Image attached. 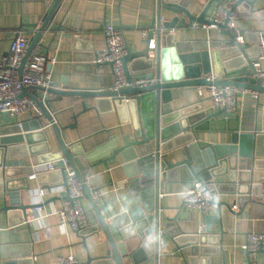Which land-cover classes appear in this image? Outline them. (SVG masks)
<instances>
[{
	"label": "water",
	"instance_id": "water-1",
	"mask_svg": "<svg viewBox=\"0 0 264 264\" xmlns=\"http://www.w3.org/2000/svg\"><path fill=\"white\" fill-rule=\"evenodd\" d=\"M61 0H52L49 9L42 20L37 32L29 39L25 56L19 72L25 63L26 56L38 43L40 36L47 31L57 30L58 24L52 22ZM154 3V14L148 26L145 38H142L143 47L138 51H131L126 46L125 56L121 59L123 72L127 82L137 79L138 75L149 83L146 86L125 87L113 91L110 87L104 90H74L68 86L67 79L61 80V88L56 89L52 82L45 90L48 96L53 94L59 97H76L81 100L84 111L86 98L94 101V109L104 110L117 115L118 123L131 125V132L120 130V137H109L104 145L84 151L81 144L74 142L65 144L61 131L73 128L58 127L53 120L49 104L54 99L41 100L39 93L44 89L39 87L22 88L19 97H28L36 102L41 115H34V129L27 128L22 122L20 128L12 123L0 129V195L3 201L0 212H4L9 224L14 217L25 222L28 213L35 207L26 203L24 193L29 191L28 175L33 172L27 165L26 159L35 157L37 163H46L63 157L70 168L75 171L77 179L82 182L84 198L90 203L86 211L89 227L80 235L84 237L103 231L108 252L105 256L88 259L83 264H124L128 250L123 242L117 243L105 216L99 206L92 200L86 184L89 171L93 167L106 164L119 157L127 170L128 183L136 187L140 205L133 210L136 222L137 236L141 246L149 247L151 256L157 258L163 247H159L164 237H167L180 251L183 264H211L210 258L219 256L224 261L221 249L223 233L230 232L231 223L235 216L248 204H258L264 207V144L263 135L253 131V128H240L238 118L215 117L226 114L224 109L207 113L200 104L187 109L171 110L169 103L177 98L179 89L191 86L226 85L245 87L253 91H264L259 81L251 78L254 73L252 60L259 57L258 38L240 44L235 31L224 25L218 26V35L221 38H211L210 30L206 40L193 43H183L175 40L173 30H180L193 23L210 24L208 11L219 0H207L200 7L198 0H151ZM252 2L241 0L233 9H240L241 3ZM172 16L171 20L160 19L161 13ZM240 15V13H239ZM36 26V25H33ZM72 36L75 49L84 44L80 35L67 33L64 38ZM154 40V49L150 48V41ZM76 45L79 47L76 48ZM85 58L74 59V62L86 63L87 66L100 68L111 63L95 65L93 49L83 54ZM214 78L207 81L208 76ZM103 110V111H104ZM43 122L53 130L58 151L52 152L51 145L45 136ZM232 132L231 144L228 146L207 144L201 145L196 139V132L201 130H224ZM252 130V131H251ZM181 148L182 159L171 163L167 154L171 150ZM57 169L51 172H39L37 180L42 184H57L64 189L63 199L67 200V187L64 175L60 170L62 163L58 162ZM135 171V172H134ZM57 176L54 183L43 182L46 175ZM216 178H226V182L217 183L226 186L235 196L231 204L219 201L212 210L201 213L203 228L194 236H185L178 229V221L187 218L186 206L181 203L173 217L165 216L159 207V182L181 180L204 183ZM237 205L239 212L232 210ZM92 217V218H91ZM30 244H20L18 247L10 245L0 246V264H29L31 261ZM189 248L187 256L182 249ZM22 250L20 254L18 250ZM246 254L244 264H264V250H258L252 258ZM256 257H258L256 259ZM224 264V262H222Z\"/></svg>",
	"mask_w": 264,
	"mask_h": 264
},
{
	"label": "crops",
	"instance_id": "crops-1",
	"mask_svg": "<svg viewBox=\"0 0 264 264\" xmlns=\"http://www.w3.org/2000/svg\"><path fill=\"white\" fill-rule=\"evenodd\" d=\"M201 9L207 0H198ZM221 3L224 0H219ZM52 0H0V56L7 53L10 40L15 30H21L27 40L37 32L45 17L49 4ZM217 3H213L208 11L210 15ZM154 3L151 0H61L52 22L58 24L57 30L44 32L38 39L39 53L55 57L52 68V82L56 89H60L61 80L67 79L68 86L74 90H104L112 86L114 78L108 66L91 68L82 62H74V59L85 58L83 54L93 49L99 51L105 45V38L101 34L102 28L112 24L123 29V37L126 46L131 51H138L143 47L141 32L148 28L154 14ZM240 9H235L238 19L235 21V29L243 35V42L256 40L260 34H264V0L241 3ZM240 13V15H239ZM163 21L171 20L166 12L161 13ZM36 25V26H33ZM218 29H210L211 38H221ZM71 33L80 35L84 44L76 45L75 49L72 36L64 38L63 35ZM175 40L183 43L199 42L206 40L208 31L188 26L185 29L173 30ZM138 75L136 78H141ZM179 95L169 103L171 110L187 109L200 104L208 114L215 112L206 90L199 91L195 86L182 87ZM41 96V93H39ZM48 99H54L49 104L51 115L58 127H67L73 124V128L61 131L65 144L77 142L84 151L88 152L105 144L111 136L120 137V130L125 133L131 132V125H119L117 115L106 112L101 104L100 109H94V101L86 98L84 111L81 100L76 97H59L49 95ZM104 110V111H103ZM238 118L240 128H253V131L263 135L264 144V107L254 103L248 95L239 96L237 110L215 117ZM34 117L24 114L20 117L21 122L30 129H34ZM17 119L6 114L0 115V129L16 123ZM48 123L43 122V127ZM45 136L51 145L52 152L58 151L53 130L50 127L43 129ZM252 131V130H251ZM196 139L201 145L214 144L228 146L231 144L232 132L228 127L224 130H201L196 132ZM167 159L173 163L182 159L181 148L171 150ZM27 165L32 169L36 164L35 157L26 159ZM135 172V171H134ZM127 170L119 157L110 160L106 164L93 167L89 171L87 185L98 189L101 199L97 203L101 213L105 216L106 223L117 243L123 242L128 250V255L123 260L124 264H183L180 251L167 237L162 239L159 247H163L157 258L151 256L149 247L141 246L137 236L136 222L134 221L135 210L140 205L136 187L129 184L126 178ZM29 191L24 193L26 203H36L33 197L38 189H44L43 211L50 214L44 219V225L48 232L36 230L33 225L20 222L19 217H14L9 224V219L4 212H0V246L10 245L18 247L20 244H30L31 261L29 264H53L58 257L74 256L79 264L86 263L88 259L105 256L109 250L106 237L98 228L97 232L81 237L75 232L62 234L58 230V216L52 214L60 208L63 194L57 184H42L35 179H29ZM43 182L54 183L57 176L46 175L41 178ZM218 183H225L226 178L213 179ZM193 185L192 182L171 180L159 182L158 194L159 207L163 209L165 216L173 217L177 208L182 203V192ZM225 185V184H223ZM219 188V201L231 204L235 199L226 186ZM3 195H0V209L2 208ZM82 206L85 211L89 210L90 203L83 198ZM187 218L178 221V229L185 236H194L203 228L202 212L197 208L187 207ZM239 212V208L235 210ZM92 218V217H91ZM231 231L223 233L221 249L224 253V261L219 256L210 258L211 264H244L246 259L243 245L249 232L264 233V207L258 204H248L243 208L240 215L235 216L231 223ZM18 250V249H17ZM22 250H18L20 254ZM182 252L185 256L189 248L184 247ZM21 255V254H20ZM258 257H256L257 259Z\"/></svg>",
	"mask_w": 264,
	"mask_h": 264
},
{
	"label": "built area",
	"instance_id": "built-area-1",
	"mask_svg": "<svg viewBox=\"0 0 264 264\" xmlns=\"http://www.w3.org/2000/svg\"><path fill=\"white\" fill-rule=\"evenodd\" d=\"M255 2L257 0H248ZM241 0H224V2L217 4L213 12L209 15L210 24L193 23L192 26L202 28L206 31L210 29H218V26L224 25L229 30L235 31L237 35L236 40L242 44L243 35L235 29V21L239 18L238 13L233 6ZM162 19V16L160 17ZM163 20V19H162ZM147 29H143L141 37L145 38ZM101 34L105 38V45L103 49L94 52L93 63L101 65L103 63H111V73L113 74V84L110 87L113 91H119L122 88L129 86H146L153 81L148 82L143 77L127 82L121 59L126 53V42L123 37V29L121 27L107 24L102 28ZM10 46L7 53L0 56V115L6 114L12 118H16V124L20 128V117L24 114L41 115L38 105L35 101L28 97H19L22 88L39 87L44 89L41 92L40 99L43 101L47 99V92L52 83V68L55 64V57H49L39 53V45H35L32 51L26 56L25 63L19 72L20 64L25 56L28 48L29 40L25 37L21 30H15L10 40ZM154 40L150 41V48L154 49ZM258 52L259 57L252 60V69L254 73L251 78L259 81L260 87L264 88V34L258 37ZM213 81L214 78L210 75L207 81ZM199 91L206 90L208 100L215 109H224L227 112H235L237 110V99L239 96L244 97L248 95L250 99L264 107V91L257 92L248 88L234 87L226 85L224 87L216 85H208L205 87L198 86ZM58 162L62 163L60 170L62 171L67 187L68 199H63L60 208L53 211L52 214L58 216V230L62 234L75 232L82 235L89 227L86 211L82 206L84 198L82 192V182L77 179L75 171L70 168L63 157L53 159V161L46 163H38L33 167V172L28 175L29 179H35L39 172H51L57 169ZM87 184V182H86ZM63 193L64 189L60 187ZM90 196L95 203L101 199V193L98 189L89 188ZM44 189H38L33 197L37 200L33 203L35 207L28 213V225H33L36 230L40 229L48 232V227L44 225V219L50 216L49 213L43 211V196ZM182 203L189 208H197L202 213H206L214 205L219 202L220 193L217 189V183L211 179L204 183L194 181L193 185L182 193ZM238 206L233 205L232 210H237ZM202 231V228L201 230ZM243 250L250 258L262 249L264 250V233L249 232L246 235ZM53 264H79L74 256L58 257Z\"/></svg>",
	"mask_w": 264,
	"mask_h": 264
}]
</instances>
